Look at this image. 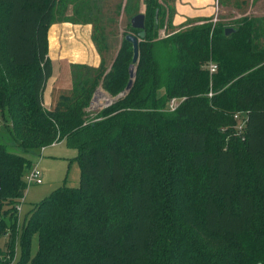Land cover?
Segmentation results:
<instances>
[{"label": "trees", "instance_id": "16d2710c", "mask_svg": "<svg viewBox=\"0 0 264 264\" xmlns=\"http://www.w3.org/2000/svg\"><path fill=\"white\" fill-rule=\"evenodd\" d=\"M176 1L143 0L134 84L92 116L100 86L117 97L129 83L126 36L108 68L106 39L81 18L87 0H0V117L24 153L0 142V264H264V17L179 29ZM64 22L92 25L101 65L73 67L71 91L47 108L48 33ZM173 98L185 100L169 112ZM61 142L77 150L79 187L19 225L26 155Z\"/></svg>", "mask_w": 264, "mask_h": 264}, {"label": "rangeland", "instance_id": "374dc122", "mask_svg": "<svg viewBox=\"0 0 264 264\" xmlns=\"http://www.w3.org/2000/svg\"><path fill=\"white\" fill-rule=\"evenodd\" d=\"M83 5L81 18L90 20V22L97 25L98 36L103 35L108 44L106 50L107 67L111 68L114 59L116 58L122 41L125 36L132 35L129 32L132 19L139 15L145 14V6L143 0H87ZM203 4H211L214 8V14L210 18H202L212 20L214 25L222 24L224 27H235L236 22L242 18H260L264 17V0H203ZM161 4H168L167 2H160ZM181 3L182 0H177L175 4ZM169 20V14L166 16ZM195 21V20H188ZM186 21V23L188 22ZM198 21V20H197ZM185 23V24H186ZM203 22H197L202 24ZM184 24V25H185ZM183 25V26H184ZM182 26V27H183ZM177 28V27H176ZM181 28V27H180ZM179 28V29H180ZM69 33V43H63L65 54L68 56L75 51L76 45L73 40L71 31ZM53 29L50 35L51 48L57 45V34ZM160 37L166 36L165 29L159 32ZM63 40V38H62ZM212 62V61H211ZM66 65V64H65ZM61 64H55L54 77L51 78L48 84L51 85H66L68 79V69L63 68ZM69 77H72L69 75ZM73 80V78H72ZM73 82V81H71ZM54 83V84H53ZM96 100L92 101L90 112L92 116L95 112L106 108L114 102L116 97H112L101 86L98 93L95 95ZM245 115L241 114L237 118L240 125L243 123ZM7 120L0 117V142L6 144L11 152L22 155L24 154L14 143L8 129L5 127ZM77 150L70 147L67 143L61 142L53 146L47 147L42 154L40 151H35L30 155H26L33 162V165L39 166L42 172L43 184L30 185L27 187L25 197L22 199V212L18 213V224L21 225L24 219L29 215L31 209L42 200L50 196L54 191L60 187H74L80 185L81 167L77 160ZM8 237L0 240V249L6 250ZM38 250V238L35 237L32 245V254H36ZM20 249L17 243L16 257L19 256Z\"/></svg>", "mask_w": 264, "mask_h": 264}, {"label": "crops", "instance_id": "0c3cea01", "mask_svg": "<svg viewBox=\"0 0 264 264\" xmlns=\"http://www.w3.org/2000/svg\"><path fill=\"white\" fill-rule=\"evenodd\" d=\"M203 0H182V4H176V15L174 17V26L177 28L182 27L188 20H201L202 18H210L214 14V8L211 4H203ZM73 15L72 6L67 11V16ZM55 29L57 34V45L55 48H51L50 35L51 31ZM71 31L75 41V51L70 55L65 54L63 46L64 42L69 43V33ZM63 38V40H62ZM49 53L48 57L52 62L54 71L55 64H61L63 68L68 69L67 84L59 85H47V89L44 94V103L47 108L51 107L61 94L69 93L72 89L73 83L71 76L72 69L78 65H85L92 68H98L101 65L100 55L94 45L93 41V27L92 25H78L72 23H56L53 24L48 33ZM66 64V65H65ZM54 77V72L52 79ZM50 83V82H49ZM54 84V83H53Z\"/></svg>", "mask_w": 264, "mask_h": 264}, {"label": "water", "instance_id": "95a60500", "mask_svg": "<svg viewBox=\"0 0 264 264\" xmlns=\"http://www.w3.org/2000/svg\"><path fill=\"white\" fill-rule=\"evenodd\" d=\"M158 15L159 12L156 14V20H158ZM145 14H139L135 16L132 21L131 25L134 29L139 30L140 32L138 33L137 36L134 35H127L125 37V40L130 43L133 46V60H132V65L130 67V80L129 83L126 87V89L119 94L114 101L119 100L120 98L125 97L129 91L131 90L134 81H135V76H136V65L138 64L139 61V44L140 41L144 40L146 38V31H145ZM233 32V30H226V35H230ZM98 93V90L96 94ZM95 94V95H96ZM96 100V97L94 96L93 101Z\"/></svg>", "mask_w": 264, "mask_h": 264}, {"label": "built area", "instance_id": "2783aa9c", "mask_svg": "<svg viewBox=\"0 0 264 264\" xmlns=\"http://www.w3.org/2000/svg\"><path fill=\"white\" fill-rule=\"evenodd\" d=\"M208 70L210 74H214L218 71V65L215 62H210L208 65ZM213 92H210L209 97H212ZM185 99H178V98H173L171 99L168 104L166 110L169 112H175L180 104L184 101ZM238 117H236L237 119ZM45 148L41 149L42 154L45 152ZM42 172L39 169V166L33 165L32 169L26 174L25 176V182L28 186L34 184V185H42L43 184V177H42ZM17 213L22 212V203L17 206Z\"/></svg>", "mask_w": 264, "mask_h": 264}]
</instances>
